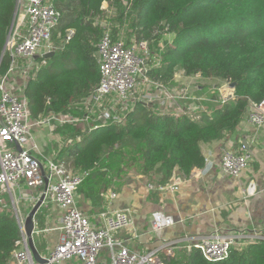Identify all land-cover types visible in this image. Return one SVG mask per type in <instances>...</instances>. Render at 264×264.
Segmentation results:
<instances>
[{"label":"trees","instance_id":"trees-1","mask_svg":"<svg viewBox=\"0 0 264 264\" xmlns=\"http://www.w3.org/2000/svg\"><path fill=\"white\" fill-rule=\"evenodd\" d=\"M105 1L56 0L62 16L54 37L60 33L63 38L70 29L73 32L24 88L32 120L48 111L66 112L73 100L98 83L95 44L102 30L93 19L104 13ZM128 2L130 13L126 17L130 21L125 17L127 22L120 23L131 27L129 38L133 35L136 41H156L162 37L158 31L165 27L174 34L170 43H163L160 67L150 72L154 79L168 83L180 69L188 76L200 74L204 78L234 82L235 97L216 108L210 117L203 115L200 119L158 114L147 104L137 102L126 113L122 125L107 124L89 131L77 124H63L65 136L80 140L64 147L60 157L75 170H90L77 191L98 181L103 188L117 191L132 170L156 176L160 185L166 184L174 171L187 177L193 168L205 163L200 143L221 139L238 125L250 102L264 100V0ZM14 7V0H0V54ZM7 65L8 57L4 55L0 59V73ZM19 238L14 216L0 212V264L6 263ZM184 258H172L167 263L264 264V240L241 250L232 248L222 261H207L197 248H191Z\"/></svg>","mask_w":264,"mask_h":264},{"label":"built area","instance_id":"built-area-1","mask_svg":"<svg viewBox=\"0 0 264 264\" xmlns=\"http://www.w3.org/2000/svg\"><path fill=\"white\" fill-rule=\"evenodd\" d=\"M14 1V15L0 54V59L4 55L8 57L7 69L0 73V196H12L21 187L42 188V193L46 178L48 187L44 201L57 204L62 216L58 242L41 255L46 263L32 258L24 235V219H19L20 238L15 241L16 247L5 264L11 260L14 264H59L73 258L82 264H98L104 248L108 249L109 264H168L174 257L171 243L138 253L114 237L116 232L123 229L134 231L129 209L104 207L98 212L97 220L91 221L76 200L77 187L90 174V170L73 169L59 156V152L49 157L34 141V126L30 122L24 88L28 80L35 77L39 67L47 63L44 55L61 50L73 31L68 30L63 38L60 33L54 37L62 16L56 0ZM112 18V14L103 13L93 19L102 30L95 44V56L99 64L98 83L87 94L73 100L66 112L54 114L48 111L51 117L43 119L44 122H50L51 118L60 122L64 119L63 124L81 121L89 131L107 124L122 125L126 121V113L137 102L147 104L158 114H171L175 117L188 115L200 119V115L195 114L208 112L202 105L197 107V113L187 104L179 109L180 101H199L203 98L190 92L174 90L150 75L159 62L161 65L165 46L160 39L136 41L133 36L128 38L122 24H116L118 31L115 33L110 27ZM158 33H162L161 36L168 33L167 27ZM18 78L22 82H18ZM221 87L229 88L230 83L210 88L219 92L213 100L217 108L235 97L234 92L221 93ZM242 118L260 128L264 124V100L260 103L250 102ZM43 120H35L34 125L41 124ZM79 140L80 137L66 136L59 151ZM251 161L249 146L242 142L236 148L224 150L220 168L226 175L238 176ZM184 178L171 175L164 185L175 190ZM255 192V185L248 183L242 194L247 198ZM115 197L116 192L109 190L105 199ZM173 222V218L162 211L153 212L149 219L152 231H160ZM241 236L242 233L228 236L208 234L197 239L191 248L199 249L203 258L209 262L222 261L228 257L232 248L236 249ZM251 239L249 244L264 240L258 235ZM160 252L164 254L163 258L159 256Z\"/></svg>","mask_w":264,"mask_h":264},{"label":"crops","instance_id":"crops-1","mask_svg":"<svg viewBox=\"0 0 264 264\" xmlns=\"http://www.w3.org/2000/svg\"><path fill=\"white\" fill-rule=\"evenodd\" d=\"M102 7L104 13L113 16L115 8L112 1H105ZM122 26L126 28L129 25L123 23ZM173 37L172 33H166L160 40L168 44ZM158 67L160 62L156 68ZM197 76L175 72L172 81L167 84L174 90L190 92L203 98L199 101L191 99L180 101L179 109H183L187 104L197 113V107L202 105L208 109V112L195 115H200L199 118L203 115L211 116L217 108L213 100L217 98L219 92L210 90L206 84L207 80L193 85V79ZM17 81L22 82L20 78ZM223 84L224 81L221 85ZM220 91L223 93L227 90L221 87ZM228 92H233V87H229ZM32 135L34 141L43 148L59 141L56 134L53 137L48 134L37 137L32 131ZM242 142L249 146L252 154L250 165L238 176L224 174L220 168L222 153L224 150L236 148ZM200 148L205 157L204 165L193 168L175 190L158 184L156 176L139 174L132 170L125 176L123 184L117 191L111 187L103 188L104 185L100 181L83 185L80 191H77V204L91 221L97 220L98 212L104 207L129 209L134 231L123 229L116 232L114 237L138 253H145L171 243L173 258L184 260L193 243L208 234L228 236L242 233L243 236L238 238L236 249L246 248L249 242H252V236L258 235L264 239V124L257 128L242 118L238 125L232 131L226 132L221 139L201 142ZM172 175L182 176L178 171H174ZM248 183L255 185L256 192L244 198L243 188ZM41 189L38 188L35 195L29 196L32 199L38 198ZM109 190H114L116 197L106 200ZM156 211L170 215L174 220L173 224L160 231H152L149 219ZM61 216V208L54 202L48 201H44L36 212L32 236L35 247H39L40 250L38 248L37 250L41 255L58 242L61 235ZM159 256L163 258L164 254L160 252ZM8 264L14 263L11 260ZM59 264L82 263L73 258ZM98 264H109L107 248L102 250Z\"/></svg>","mask_w":264,"mask_h":264},{"label":"rangeland","instance_id":"rangeland-1","mask_svg":"<svg viewBox=\"0 0 264 264\" xmlns=\"http://www.w3.org/2000/svg\"><path fill=\"white\" fill-rule=\"evenodd\" d=\"M112 1V5L114 9V15L112 18V22L110 23V27H112L115 31V33L118 31V27L116 24L121 25V21L127 22L125 19L127 18L126 15L130 13V3L128 0H109V2ZM117 1L121 2V5L117 4ZM126 17V18H125ZM125 18V19H124ZM128 21L129 18H127ZM126 36L129 38V35L132 34L131 27H126ZM172 33V32H171ZM173 34V33H172ZM174 36V34H173ZM183 73L180 69L176 71ZM198 76L193 79V85H196L198 83H204L206 80L208 81L206 84L209 88L214 86L213 84L217 83L218 86L222 84V81L219 79H207L202 77L200 74H197ZM217 86V85H215ZM225 90L228 91V88L225 87ZM51 117L50 113H47L43 117L39 118V120H46ZM210 117V116H207ZM41 121V124H35V121H33L30 117V122L34 126H32V131L35 136H42V135H53L56 134L59 138L58 142H53L51 145L47 146L46 148H43L46 155L49 157H54L58 155L60 144L62 143V137L65 136L66 131L62 129L64 119H62V122L59 120H55L53 118L50 119V122H44ZM77 125H80L82 128L85 129L86 124L83 122L76 123ZM66 137V136H65ZM64 137V138H65ZM38 191L37 187H21L19 191L16 192V194L9 196V195H1L0 196V212H6L14 216L16 221L19 219H24L27 213L31 210L33 204L36 202L37 197L32 199L29 195H35ZM37 196V195H36ZM24 221V220H23Z\"/></svg>","mask_w":264,"mask_h":264},{"label":"water","instance_id":"water-1","mask_svg":"<svg viewBox=\"0 0 264 264\" xmlns=\"http://www.w3.org/2000/svg\"><path fill=\"white\" fill-rule=\"evenodd\" d=\"M53 54H54L53 52H49V53H46L44 57L49 58L53 56ZM234 86H235L234 82L230 83V87H234ZM16 148L19 151L21 150L20 146L17 143H16ZM47 187H48V182H47V179L45 178V183L43 186L42 193L39 195L36 202L33 204L31 210L27 213L23 221L24 235L26 237L27 244L31 252L32 258L40 263H46V260L44 257L41 256L40 252L35 247L32 234L34 232V227H35L34 216L44 201L45 192H46Z\"/></svg>","mask_w":264,"mask_h":264}]
</instances>
